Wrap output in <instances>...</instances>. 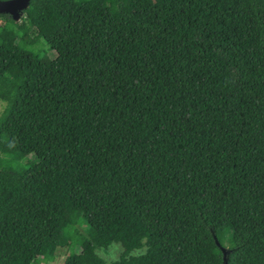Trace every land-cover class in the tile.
Instances as JSON below:
<instances>
[{
	"label": "trees",
	"instance_id": "trees-1",
	"mask_svg": "<svg viewBox=\"0 0 264 264\" xmlns=\"http://www.w3.org/2000/svg\"><path fill=\"white\" fill-rule=\"evenodd\" d=\"M0 99V264H264V0H31Z\"/></svg>",
	"mask_w": 264,
	"mask_h": 264
},
{
	"label": "rangeland",
	"instance_id": "rangeland-1",
	"mask_svg": "<svg viewBox=\"0 0 264 264\" xmlns=\"http://www.w3.org/2000/svg\"><path fill=\"white\" fill-rule=\"evenodd\" d=\"M47 48L48 46L44 44V42H42L41 46L36 49L42 52ZM4 107L5 102L0 99V115ZM0 158H2V155ZM37 160V156L33 153H30L21 156L19 161H17V164L26 168ZM92 233V228L89 226L85 219L81 218L79 221L75 222L73 225L69 226L64 230L61 242L57 250L54 252L53 255L48 256V258L42 260L39 264H63L64 260L74 253L77 244L81 242L83 238H88L89 235Z\"/></svg>",
	"mask_w": 264,
	"mask_h": 264
},
{
	"label": "water",
	"instance_id": "water-1",
	"mask_svg": "<svg viewBox=\"0 0 264 264\" xmlns=\"http://www.w3.org/2000/svg\"><path fill=\"white\" fill-rule=\"evenodd\" d=\"M30 2L31 0H0V14H10L14 20L20 21L23 16V11L29 7ZM215 241L217 245H220L216 236ZM229 251L228 248L222 247L224 255L223 264H227V255Z\"/></svg>",
	"mask_w": 264,
	"mask_h": 264
},
{
	"label": "clouds",
	"instance_id": "clouds-1",
	"mask_svg": "<svg viewBox=\"0 0 264 264\" xmlns=\"http://www.w3.org/2000/svg\"><path fill=\"white\" fill-rule=\"evenodd\" d=\"M124 249L119 242L113 241L106 248L98 249L96 254L103 261V264H120V257L123 254ZM146 254L143 248L132 250L129 253L130 256L139 258Z\"/></svg>",
	"mask_w": 264,
	"mask_h": 264
}]
</instances>
